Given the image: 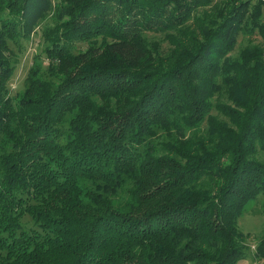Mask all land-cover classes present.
<instances>
[{"label":"trees","instance_id":"obj_1","mask_svg":"<svg viewBox=\"0 0 264 264\" xmlns=\"http://www.w3.org/2000/svg\"><path fill=\"white\" fill-rule=\"evenodd\" d=\"M10 1L0 144L16 150L0 156V264L247 259L238 221L264 195V46L226 59L245 1L67 0L46 50L53 80L30 77L17 102L7 41L31 35L51 3ZM253 258L264 261V236Z\"/></svg>","mask_w":264,"mask_h":264},{"label":"rangeland","instance_id":"obj_2","mask_svg":"<svg viewBox=\"0 0 264 264\" xmlns=\"http://www.w3.org/2000/svg\"><path fill=\"white\" fill-rule=\"evenodd\" d=\"M232 1L214 0V4L221 6L224 3H229V5H232ZM244 1V6L239 10L243 20V26L245 27L244 32L239 36L234 50L227 55V61H237L246 50L252 47L259 48L264 46V0ZM50 3V11L40 20L31 35L18 43L12 42L11 40L7 41L12 53L11 61L13 67L6 81V87L7 97L13 102L20 101L25 96L30 77L42 73L47 81L53 80L51 71L49 70L50 62L47 59L46 50L57 38H55V35L57 36L55 31L57 29L63 31L62 25L69 21V18L63 15V9L68 3L67 0H50ZM16 11L17 7L14 2L0 0V30L2 22L15 19ZM147 36L151 41L158 40L161 42L163 40V37H160L157 33H149ZM78 47L80 49H86V44L80 42L78 43ZM164 47H167V44ZM218 98V95L215 96L213 103H216ZM219 100L228 103L224 97H221ZM212 114L222 119L221 114L216 109H214ZM207 127L206 123L202 126L204 130ZM15 150L16 148L13 143L0 144V156H9ZM260 158L264 161V154H261ZM19 221L23 229L34 228V222L28 214H23V217ZM238 228L246 236V243L250 247V250L248 258L239 261L237 264H264V261H255L253 258L256 244L264 236L263 194L248 203L238 221Z\"/></svg>","mask_w":264,"mask_h":264}]
</instances>
